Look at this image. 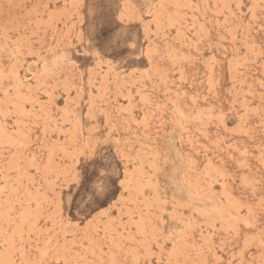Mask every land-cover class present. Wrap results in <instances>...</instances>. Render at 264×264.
<instances>
[{
  "label": "snow or ice",
  "instance_id": "1",
  "mask_svg": "<svg viewBox=\"0 0 264 264\" xmlns=\"http://www.w3.org/2000/svg\"><path fill=\"white\" fill-rule=\"evenodd\" d=\"M0 264H264V0L0 2Z\"/></svg>",
  "mask_w": 264,
  "mask_h": 264
},
{
  "label": "rangeland",
  "instance_id": "2",
  "mask_svg": "<svg viewBox=\"0 0 264 264\" xmlns=\"http://www.w3.org/2000/svg\"><path fill=\"white\" fill-rule=\"evenodd\" d=\"M0 2H3V0H0Z\"/></svg>",
  "mask_w": 264,
  "mask_h": 264
}]
</instances>
